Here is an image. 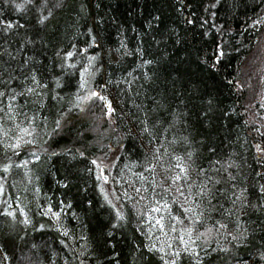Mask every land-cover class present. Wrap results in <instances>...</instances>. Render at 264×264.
<instances>
[{
    "label": "trees",
    "instance_id": "trees-1",
    "mask_svg": "<svg viewBox=\"0 0 264 264\" xmlns=\"http://www.w3.org/2000/svg\"><path fill=\"white\" fill-rule=\"evenodd\" d=\"M0 92V264H264V0H0Z\"/></svg>",
    "mask_w": 264,
    "mask_h": 264
},
{
    "label": "snow or ice",
    "instance_id": "snow-or-ice-1",
    "mask_svg": "<svg viewBox=\"0 0 264 264\" xmlns=\"http://www.w3.org/2000/svg\"><path fill=\"white\" fill-rule=\"evenodd\" d=\"M29 2H31V0H29ZM59 6H60L59 3L53 5V7H59ZM17 7H21V6L20 5H17ZM50 14L51 13H49V15ZM46 18L47 17H45V19ZM11 26L12 25H10V24L8 25V27H11ZM68 55L71 56L72 54L69 53ZM92 59H95V58L94 57L90 58V60H92ZM85 71H87V69H85ZM33 79L35 80V77H33ZM80 87L83 88L84 87V83H81ZM28 91L29 92H32L34 90L30 88V89H28ZM4 95H6L5 92H0V96H4ZM19 95H23V93H20ZM90 95L91 96H95V97H97V98H99L101 100L104 99V97L101 96L97 92H91ZM87 98L88 97H85L84 99H87ZM12 99H15V97L13 96ZM77 107H79V105H77ZM83 110L84 109L81 108V111H83ZM56 123H57V128H59L60 127V121H57ZM17 127H19V126H17ZM21 131L24 132L27 135H31V132L29 131V129H22ZM145 131H147V129H145ZM5 135H7V133H5ZM28 142H30V141H28ZM11 147H13L14 149L20 147L19 138H18V140H17V142L15 144L11 145ZM176 159L177 160H180L181 158L180 157H176ZM92 163L93 164H96L97 161L96 160H93ZM217 163H219V162L217 161ZM8 167L9 166H5L4 171H7L8 170ZM176 167H179L180 168V171L182 173H185V176L183 178L186 179L187 178V175H186L187 174V169L180 167L179 164H177ZM228 167H231V165H229ZM201 171H203V170H201ZM217 171H219V169H217ZM225 171H227V168H225ZM181 178L182 177H180V176H177L176 177V179H181ZM229 178L230 179H234V177H232L230 174H229ZM216 183H220V181L217 180ZM205 188H207V185H204L203 187H201L199 189V191H197L196 196L199 197L201 200H203L206 196H208L209 197L208 198V204L211 205V198H210V196H211V189H208V191L206 193L204 191ZM0 190H2V186H0ZM137 191H139V189H137ZM244 191H246V190H244ZM261 191L264 192V188H262ZM239 199H241V197L240 196H236V198L232 201L233 204H235L236 200H239ZM165 207H167V205H165ZM197 208H199V203L197 204ZM153 210L154 211H159V209H153ZM48 211L51 212V208H49ZM184 212L185 213H189V212L194 213L195 218L191 220V225L192 226H190L187 229L188 240L185 241L184 238H183V236L180 238L182 243H185V244H188V243L195 244L196 241H198V240L201 239V237H205L204 243L207 244V243H209V240L212 239V233H213V231H215V233L217 235L222 234V231H223V233H227V236H229L231 238V242H233L237 248H239L242 245V242L247 239L243 235L242 232L239 233V234H233L232 232H229L228 231L229 225L227 223L221 222L219 220H217V221L214 222L213 227L206 228V230L204 232L198 233L195 236V239H193V233L196 231V226L197 225H202L204 223L203 217L205 216V213L204 212H201V211H197L196 209H193V208H185L184 209ZM7 215L11 216L13 214L9 212V213H7ZM53 215L58 216L59 214L58 213H53ZM117 216H118V218L123 219V217L120 216L119 213H117ZM25 223H27V221H25ZM157 224H160V221L159 220L157 221ZM161 227H163V225H161ZM64 234L67 235V232H65ZM185 250L187 251V249H185ZM205 251H207V250H205ZM220 251L228 252V251H230V249H228V248H221ZM174 255L179 256L180 253L179 252H176ZM196 255H199V254L196 253ZM259 258H260V260H264V253H261V255H260ZM165 264H176V261L175 260H172L170 262H167L166 261ZM198 264H199V262H198Z\"/></svg>",
    "mask_w": 264,
    "mask_h": 264
},
{
    "label": "rangeland",
    "instance_id": "rangeland-1",
    "mask_svg": "<svg viewBox=\"0 0 264 264\" xmlns=\"http://www.w3.org/2000/svg\"><path fill=\"white\" fill-rule=\"evenodd\" d=\"M261 85V83L259 84V86ZM88 86V85H87ZM260 90V89H259ZM92 92L91 89L86 90L85 95L81 96V100H82V105L85 103L89 104L91 101V96L90 93ZM85 97H88L87 99H84ZM256 97V96H255ZM254 100V98H253ZM253 100L250 102V106H252V104L254 103ZM101 101V100H100ZM102 104V103H101ZM81 105V107H82ZM88 110V109H87ZM105 158V161L102 160ZM102 159H97V172L99 174V176L102 177L101 182H100V190L103 194V197L106 199L107 202L111 203L113 206L117 207V209L119 208L118 205V200L114 191V187L112 185V182L109 178L108 173L106 172V167H107V163H109L110 158L107 156H105Z\"/></svg>",
    "mask_w": 264,
    "mask_h": 264
},
{
    "label": "water",
    "instance_id": "water-1",
    "mask_svg": "<svg viewBox=\"0 0 264 264\" xmlns=\"http://www.w3.org/2000/svg\"><path fill=\"white\" fill-rule=\"evenodd\" d=\"M101 96L104 97L103 100H101L102 106L106 111V114L109 115L110 111H111V105H112V100L111 97L109 96V94L107 92H101L100 93Z\"/></svg>",
    "mask_w": 264,
    "mask_h": 264
}]
</instances>
